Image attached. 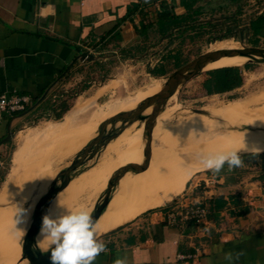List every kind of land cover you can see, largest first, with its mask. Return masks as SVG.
<instances>
[{"label":"crops","instance_id":"crops-1","mask_svg":"<svg viewBox=\"0 0 264 264\" xmlns=\"http://www.w3.org/2000/svg\"><path fill=\"white\" fill-rule=\"evenodd\" d=\"M180 1L0 0V95L32 99L26 112L0 120V153L10 134L26 127L30 117H38L37 112L57 113L46 105L53 96H59L54 103L70 93L80 96L86 85L118 71L128 80L132 67L153 75L156 70L147 56L151 47H160L167 37L160 38L149 24L160 13L162 2L173 7L176 15H185ZM213 1L196 6L201 12L197 21L210 19L202 17L207 16L204 9L212 11ZM162 80L155 79L132 94L139 95ZM97 97L79 98L62 120L47 124L35 139L80 135L90 128L96 133L101 123L118 115L96 123L101 113ZM263 153L251 167L229 170L225 165L219 174L208 171L193 185L187 183L175 201L103 234L100 238L110 251L95 264H114L125 255L129 264H264ZM219 198L225 205L217 210L211 201ZM195 204L209 211L208 221L169 223L171 211ZM229 253L231 260L226 258ZM181 254L191 258L179 259Z\"/></svg>","mask_w":264,"mask_h":264},{"label":"rangeland","instance_id":"rangeland-1","mask_svg":"<svg viewBox=\"0 0 264 264\" xmlns=\"http://www.w3.org/2000/svg\"><path fill=\"white\" fill-rule=\"evenodd\" d=\"M209 9V11L204 9L203 12H206L207 16L202 17L210 18L209 20L196 23L187 22L183 28L176 30L171 37H168L160 47L156 44L150 48V55L147 56L151 61L150 66L151 68L154 67L155 70H165L164 76H147L146 73L139 72L138 68L132 67L133 69L129 71L128 80H124L121 71L114 72L112 77L108 79L86 85L84 94L74 95L70 100V110L79 98L86 100L98 95L95 100L96 108L101 109L99 119L96 121L98 123L116 114L134 110L143 99V92L139 95L132 93L144 89L155 79H165L190 61L210 51L212 44L213 50L216 51L241 49L242 46L264 48V38H258V42H255L251 30L245 32L243 40L235 35L234 38L230 37L223 42L215 43V39L223 34V29L218 28L221 23L228 19H235L236 27L248 26L252 18L264 13V0H242L235 4L226 0H214ZM157 59L159 62H155ZM250 65L249 70H244L243 85L229 93L207 95L203 89V83L209 71H204L183 84L176 94V98L169 101L157 116L154 128L160 117L174 109L186 110L181 112L182 118L174 120L171 116H164L160 119L159 124L155 129L153 128L152 132V155L149 167L143 172L125 175L123 180L119 181L116 189L113 190L111 200L119 192L125 190V187L135 179L145 174L158 173L161 170L177 167H190L191 172L194 170L187 179L185 187L187 183H189L188 187L193 185L200 176L209 171L192 168L200 164L199 157L202 154L219 153V149L209 150V152L197 149L198 147L194 143L203 132L210 130V135L214 136L219 125H234L235 123L245 125L247 123L252 124L256 120L264 121V64L253 63ZM243 66L240 67L243 68ZM156 91H158V87L153 88L151 86L146 92ZM242 100H248L250 103L241 108L239 112L233 110L234 104ZM195 110H201L206 117L195 115L193 112ZM255 112L259 113L254 116V119L253 117L247 120L243 119L246 116L250 117ZM37 113V118L30 117L26 121V127L13 133L9 143L0 153L2 182L5 178L8 181L12 175L17 178L13 194L7 198L0 197V264H17L19 259L21 262L23 240L31 225L37 203L46 194L57 175L72 164L75 157L83 151L88 145L89 139L95 134L90 128L80 135L74 134L54 139L42 138L37 140L35 139L36 135L47 124L56 123L67 114L60 120H56L54 114L49 117L42 114L41 111ZM85 120L86 117L82 118L79 123ZM143 124L126 141H122L120 135L106 149L99 152L95 158L77 170L75 173H79V175L54 199L49 215L55 217L60 212L56 205L58 198L68 210L83 207L92 213L96 205L101 202L107 190L109 179L119 169L129 164H142L145 147ZM101 125L93 139L99 136ZM120 127L121 122L116 123L115 127L109 124L106 133L117 132ZM192 135L195 136L194 139H197L194 143L190 139ZM23 137H28L31 142H25ZM261 145L260 148L264 149V144ZM263 152L261 151V153ZM246 154L250 153L246 152ZM175 155L180 156L172 158ZM185 156L192 158V160H183ZM243 160L244 167H251L256 158L249 156ZM181 194L160 207L175 201ZM158 208L145 211L142 214ZM100 223H102V219L98 222V224ZM22 231L25 232V235L22 234ZM42 247L40 246V248ZM20 251L21 257L19 258Z\"/></svg>","mask_w":264,"mask_h":264},{"label":"bare ground","instance_id":"bare-ground-1","mask_svg":"<svg viewBox=\"0 0 264 264\" xmlns=\"http://www.w3.org/2000/svg\"><path fill=\"white\" fill-rule=\"evenodd\" d=\"M218 42H223V41H217L215 43ZM222 50H238V49H222ZM212 51H216V50H211L210 52ZM248 61L249 60L247 58H243V57H226V58H222L217 62L209 64L204 71L215 70V68H222V67H240L246 65ZM164 83H165V79H163L162 82L159 84L152 85L153 88L158 87V91L156 92H152V93L146 92L149 90L151 86L145 89L143 91V99L138 103V105L142 103L145 99L159 93ZM174 98H176V94L168 100L167 104L169 103V101H171ZM248 103H250V101L248 100L239 101L236 104H234L233 110L239 112L240 109L246 107ZM151 111L152 108L148 109L144 113V115L145 116L150 115ZM184 111L186 110L174 109L170 111V113L164 116L166 117L171 116L174 118V120L180 119L182 118L181 112L183 113ZM258 113L259 112H255L250 117L246 116L243 119L247 120L250 119L251 117H253L254 119V116H256ZM194 114L198 116L206 117L204 114H199V113H194ZM162 117H160L157 120L155 124V128L159 124V121ZM141 126L142 124H140V122H135L133 125H131L127 130L123 132V134L120 136V139L122 141H126L131 135H133L137 130H139ZM209 131L205 133L203 132V134L198 138V140L194 139L195 138L194 135L190 137V139L193 140V143L197 140L196 143H194V145L198 147L197 149H201L203 151H208V152L209 150L219 149V152H227L234 149H241L243 147L244 142L248 144L249 147L256 146L259 148L260 146H262L261 144H264V121L261 120H256L252 124L247 123L245 125H240L237 123H235L234 125L231 124L219 125L215 130L216 134L214 136L210 135ZM97 132L89 139L88 142H90L97 135ZM258 141L259 143H257ZM240 154H246V152L241 151ZM178 156L180 155H175L172 158H177ZM183 160L189 161L192 160V158L185 156ZM189 168L190 167L187 168L177 167L167 170H161L158 173L145 174L135 179V181H133L132 183L128 184V186L125 187V190L119 192L117 196L113 197L112 200H110L104 213L96 222V224H98V222L102 219V223L97 225L99 236L105 232L112 231L130 222L131 220L135 219L137 216H139L145 211L163 206L165 203L171 201L175 196L181 194L185 187L187 179L189 178L190 174L194 171L193 170L191 172L192 169ZM192 168L199 169L202 168V166L198 164L196 166H193ZM123 178L120 181H122ZM16 179L17 178L14 175H12L8 179V181L5 182L3 186V190H2L3 194L1 195V198L2 196L3 198L10 197L13 194V190L15 189V185H16ZM40 246L38 247L39 249ZM20 257H21V251L19 253V258ZM17 264H28V263L27 261L20 262L19 259Z\"/></svg>","mask_w":264,"mask_h":264},{"label":"water","instance_id":"water-1","mask_svg":"<svg viewBox=\"0 0 264 264\" xmlns=\"http://www.w3.org/2000/svg\"><path fill=\"white\" fill-rule=\"evenodd\" d=\"M241 39L243 40L244 38L242 37ZM83 56L87 57L89 55L84 54ZM226 57H243L249 60L247 64H264V48L242 46V48L238 50L208 51L166 77L161 91L145 99L136 109L120 113L106 120L100 127L99 136L91 140L83 151L75 157L72 164L57 175L46 194L37 203L32 216L31 225L23 240L21 262L27 261L28 264H50V253L45 254L39 250L35 241L42 224L43 216L49 214L54 199L69 186L77 175H79V173L75 172L95 158L103 149H106L112 141L116 140L135 122H140V124L144 123V160L142 164H129L122 167L109 179L107 190L101 202L96 205L94 211L91 213L95 222H97L107 208L113 190L118 185L119 181L128 173L137 174L145 171L149 167L152 155L151 144L154 123L157 116L166 107L168 100L178 93L183 84L204 72L209 64ZM150 108H152L151 114L145 116L144 113ZM193 112L204 114L201 110H195ZM119 122H121V127L117 132L106 133L109 124L115 127L116 123ZM12 136L13 133L10 134L7 141L10 140Z\"/></svg>","mask_w":264,"mask_h":264},{"label":"clouds","instance_id":"clouds-1","mask_svg":"<svg viewBox=\"0 0 264 264\" xmlns=\"http://www.w3.org/2000/svg\"><path fill=\"white\" fill-rule=\"evenodd\" d=\"M241 151L259 157L261 149L256 146L249 147L245 142L241 149L227 152L202 154L199 157L201 170H209L219 174L225 165L229 170L244 166ZM60 212L55 216L44 215L35 244L43 253H50V264H95L97 258L107 254L110 250L100 238L97 224L90 211L83 207L74 210L66 209L60 199L56 202ZM25 235V232L22 231ZM231 260V253L227 254ZM114 264H129L127 255L119 257Z\"/></svg>","mask_w":264,"mask_h":264},{"label":"trees","instance_id":"trees-1","mask_svg":"<svg viewBox=\"0 0 264 264\" xmlns=\"http://www.w3.org/2000/svg\"><path fill=\"white\" fill-rule=\"evenodd\" d=\"M205 0H181L180 4L186 9L185 15H176L174 12V8L168 5L165 2L161 4V11L158 13L149 25V28L154 29V33L159 35V37H171V35L181 28L187 22H198V17L200 16L201 12L196 7L199 3L204 2ZM229 3L235 4L239 3L242 0H226ZM235 22V19H228L221 23L220 26L227 25L228 22ZM251 30L252 36L255 42H258V38H264V13L260 14L259 16L252 18L249 22V25L243 28V33L245 34L246 31ZM233 31H229L225 33L224 36L218 37L215 41L229 39L230 37L234 38L235 35H232ZM230 35V36H229ZM238 37V36H237ZM251 68L250 64H246L241 67H223L219 69H215L209 71L207 73V77L203 83V89L207 93V95H215V94H225L234 91L235 89L240 88L244 83V70H249ZM166 74L165 70L159 69L153 71L154 76H164ZM74 94L70 93L67 94L65 97L61 98L58 103L52 102L50 99L46 105L48 106L49 111H57L55 113V119L60 120L69 110H70V100H72ZM22 113H19L20 115ZM15 115V116H18ZM7 120H10L11 117H5ZM253 155L251 154H243L241 158L244 159ZM256 158V157H255ZM264 159V153H263ZM1 185V180H0ZM233 198H230L232 201ZM214 205L215 209H220L225 205L223 199L219 198L216 200L211 201ZM236 206H240V202L235 204ZM240 215L243 213L240 212Z\"/></svg>","mask_w":264,"mask_h":264},{"label":"built area","instance_id":"built-area-1","mask_svg":"<svg viewBox=\"0 0 264 264\" xmlns=\"http://www.w3.org/2000/svg\"><path fill=\"white\" fill-rule=\"evenodd\" d=\"M59 96H53L52 101L56 102ZM32 99L24 95H0V120L5 117H13L19 113L26 112L30 106ZM51 116V113L48 114ZM209 211L200 205H189L182 209L171 211L168 215V221L172 225H183L187 222L201 224L208 221ZM179 259L191 258V256L179 255Z\"/></svg>","mask_w":264,"mask_h":264},{"label":"flooded vegetation","instance_id":"flooded-vegetation-1","mask_svg":"<svg viewBox=\"0 0 264 264\" xmlns=\"http://www.w3.org/2000/svg\"><path fill=\"white\" fill-rule=\"evenodd\" d=\"M223 24V23H222ZM219 29H223V34L220 35V37L224 36L225 33L229 32V31H233L236 30L234 32V35H237L239 37V39H241L242 37L244 38V33H243V28H238L236 27L235 25V22L232 21V22H228L227 25H224V26H219L218 27ZM216 28V29H218Z\"/></svg>","mask_w":264,"mask_h":264}]
</instances>
